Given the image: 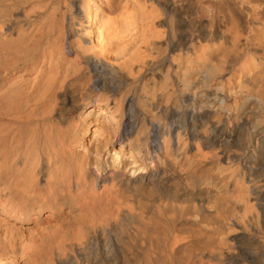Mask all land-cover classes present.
I'll use <instances>...</instances> for the list:
<instances>
[{"label": "bare ground", "instance_id": "1", "mask_svg": "<svg viewBox=\"0 0 264 264\" xmlns=\"http://www.w3.org/2000/svg\"><path fill=\"white\" fill-rule=\"evenodd\" d=\"M0 264H264V0H0Z\"/></svg>", "mask_w": 264, "mask_h": 264}, {"label": "rangeland", "instance_id": "2", "mask_svg": "<svg viewBox=\"0 0 264 264\" xmlns=\"http://www.w3.org/2000/svg\"><path fill=\"white\" fill-rule=\"evenodd\" d=\"M95 31V29H93V32Z\"/></svg>", "mask_w": 264, "mask_h": 264}]
</instances>
